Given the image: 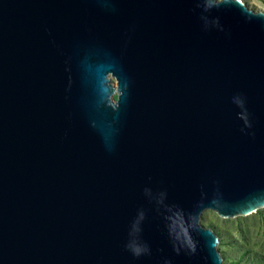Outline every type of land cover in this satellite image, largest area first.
<instances>
[{
    "label": "water",
    "instance_id": "1",
    "mask_svg": "<svg viewBox=\"0 0 264 264\" xmlns=\"http://www.w3.org/2000/svg\"><path fill=\"white\" fill-rule=\"evenodd\" d=\"M262 207L264 11L0 0V264H225Z\"/></svg>",
    "mask_w": 264,
    "mask_h": 264
},
{
    "label": "rangeland",
    "instance_id": "2",
    "mask_svg": "<svg viewBox=\"0 0 264 264\" xmlns=\"http://www.w3.org/2000/svg\"><path fill=\"white\" fill-rule=\"evenodd\" d=\"M242 1L254 11H264V0ZM201 223L219 237L217 247L225 264H264V207L235 217H223L207 209L202 213Z\"/></svg>",
    "mask_w": 264,
    "mask_h": 264
}]
</instances>
